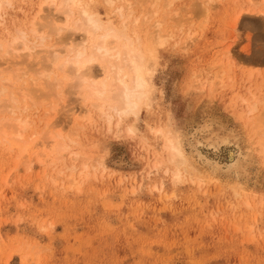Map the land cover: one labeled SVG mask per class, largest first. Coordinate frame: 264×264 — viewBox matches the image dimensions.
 <instances>
[{
  "label": "rangeland",
  "instance_id": "374dc122",
  "mask_svg": "<svg viewBox=\"0 0 264 264\" xmlns=\"http://www.w3.org/2000/svg\"><path fill=\"white\" fill-rule=\"evenodd\" d=\"M10 1L0 18L5 46L34 21L46 34L54 16L64 25L44 0ZM128 1L127 34L152 54L150 100L138 115L107 119L108 109L85 104L71 78L60 99L46 96L39 70L52 45L65 47L57 34L32 51L0 49V119L29 124L24 143L0 133V264H264V103L250 115L240 103L252 95L264 102V0ZM91 6L122 28L114 6ZM66 36L70 44L82 33ZM31 78L41 84L35 104L20 90H30ZM11 92L17 114L7 108ZM54 102L46 130L42 116ZM162 128L178 134L187 166L169 161ZM200 152L225 166L239 162L215 173Z\"/></svg>",
  "mask_w": 264,
  "mask_h": 264
},
{
  "label": "bare ground",
  "instance_id": "6f19581e",
  "mask_svg": "<svg viewBox=\"0 0 264 264\" xmlns=\"http://www.w3.org/2000/svg\"><path fill=\"white\" fill-rule=\"evenodd\" d=\"M93 1L94 0H44L43 3L41 1V4H48L49 7H53L58 14L64 16V25H60V19L58 18L56 21V17L54 16L45 26L48 28L46 34L40 31L44 28L43 25H41L42 27H39L34 21L31 24V30L29 32L26 29H20V31L16 29L18 35H15L12 40H9L7 46H5L3 42L0 43V49L6 56H12L15 52L19 51L20 47H22V50L26 51H32L36 49L37 46L46 47L48 43L46 40H48L49 37H52V34L59 35V41L64 42L65 47L60 50L57 48V44L52 45V48L54 47L55 49L51 50L49 57L46 59L49 61L46 70H43L42 68L39 70V73H44L42 74V77L47 81L46 83L49 88V94L46 96H56L60 99L63 89L68 86V83H66L67 80L71 78V80H74L72 85L73 89L79 92V95L85 104H89L91 108L102 113H105V108L108 109L105 115L108 117L107 119L111 120L115 115L113 116V114H109L110 112H114L121 118L123 115L138 112L140 106L142 104H147L150 100L152 88L151 77L153 74V68L150 67L152 54L149 52V49L151 46L137 44L135 40L127 34L131 14L135 10L134 4L130 3L128 0H105L111 7L114 6L115 2H118L116 4L117 6L115 5L113 8L122 19V28L118 29L111 21H108L106 24L102 22L99 15L92 9L91 3ZM11 4L10 0H0V18H3V21V8L5 5L8 6ZM42 8L43 5L40 7L38 14L42 12ZM74 15H78V18H74ZM74 32H81V39L79 42L69 44V41L67 42L64 39L67 38L66 35L69 33L74 34ZM60 37H63L62 40H60ZM30 38L34 40H30ZM33 42L34 45L31 47L29 43L32 45ZM35 43L38 45H35ZM45 49L49 51V49ZM31 55L33 54H30V56ZM96 66L100 68V71ZM99 74L103 75V78H99L100 80H98ZM3 79L4 78H2V80ZM39 81V79L31 78V91L28 89H20L23 97L26 98L27 96V98H30L34 104L35 87L37 89V87L41 85ZM66 84L67 86H65ZM70 88L71 87L69 86V89ZM6 90L7 89L3 87L0 88V95L6 93ZM29 91L30 93H28ZM10 97L11 98L7 100V103L10 106L7 108L11 110V113H15L16 109L21 108V103L16 96H13L12 92ZM25 98H23V100H25ZM51 103H49V109L51 110L45 111L44 116H42L44 123L49 124L45 125V127L49 126L50 128L52 127L50 126V123L52 122V118L56 115L55 113L58 108V104L55 102L53 104ZM240 103L242 104V107L246 109V113L250 115L254 114L258 107L264 102L263 99H260L256 95H252L249 98H242ZM47 112L50 113L48 114ZM28 125L29 124L25 119L23 120L16 117L2 118L0 119V133H2L4 139L14 137L15 140L24 143V132L26 128H28ZM14 126L18 127L17 130L8 133L7 131L14 128ZM47 127L46 130L49 129V127ZM162 129L158 134L160 133V136H162L161 134H164V137H166L165 142H167V144L164 148L167 147L169 152V161L174 162V165L176 163L175 167L177 164L186 165V162L189 164V161H187V158L184 155L185 153L182 150L183 147H181L182 144L178 134L171 129H166L168 131ZM261 136V151L264 155V128L261 131ZM62 147L64 149L67 148L66 146ZM62 147L61 149H63ZM234 153L235 152L232 150L228 152L229 158H232V160L234 159ZM198 155L202 162H210L213 165L212 171L215 173L232 170L239 162V159H236L234 163L231 161L232 163L225 166L219 162L213 160L210 161L209 157L204 154V152H200ZM236 155L237 154H235V156ZM237 156L239 157L240 154ZM175 173V175L172 176H175L174 178L179 181L181 172L178 170ZM177 180L174 179L176 182Z\"/></svg>",
  "mask_w": 264,
  "mask_h": 264
}]
</instances>
